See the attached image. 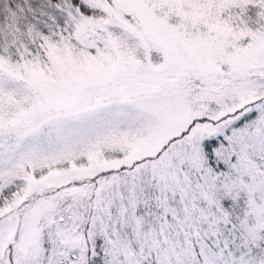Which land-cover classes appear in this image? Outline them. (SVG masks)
<instances>
[{"label": "snow or ice", "instance_id": "snow-or-ice-1", "mask_svg": "<svg viewBox=\"0 0 264 264\" xmlns=\"http://www.w3.org/2000/svg\"><path fill=\"white\" fill-rule=\"evenodd\" d=\"M0 264H264V0H0Z\"/></svg>", "mask_w": 264, "mask_h": 264}]
</instances>
